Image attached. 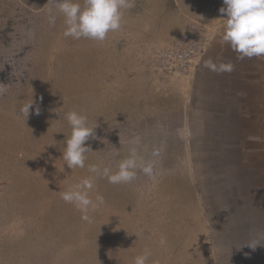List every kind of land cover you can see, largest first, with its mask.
<instances>
[{
  "label": "rangeland",
  "instance_id": "1",
  "mask_svg": "<svg viewBox=\"0 0 264 264\" xmlns=\"http://www.w3.org/2000/svg\"><path fill=\"white\" fill-rule=\"evenodd\" d=\"M195 1L135 0L97 42L64 37L59 13L50 25L49 0H0V264H135L145 247L146 264H264V117L246 122L240 99L197 94L178 71L180 47L223 36ZM73 110L97 139L70 169ZM134 140L151 177L88 171H115ZM86 178L105 201L90 221L61 198Z\"/></svg>",
  "mask_w": 264,
  "mask_h": 264
},
{
  "label": "clouds",
  "instance_id": "2",
  "mask_svg": "<svg viewBox=\"0 0 264 264\" xmlns=\"http://www.w3.org/2000/svg\"><path fill=\"white\" fill-rule=\"evenodd\" d=\"M55 5V11L48 10V23L55 25L57 13L63 16L66 26L64 37L74 40L89 39L103 42L110 32H117L122 28L124 11L135 7V0H49ZM48 2V3H49ZM219 12L226 15L223 20L224 32L223 41L230 46L231 50L237 53V59L244 60L264 57V0H223ZM204 67L216 73L232 72V63H215L208 60ZM0 89V94H3ZM34 101L25 104L21 112L29 116V109ZM40 108H35V114L40 115ZM68 124L71 127V135L66 140V147L63 152V159L68 168H84L87 154L92 152L90 139H97L95 128L89 126L88 117L77 111H69L65 114ZM128 155L120 160L113 171L110 167L101 168L98 165H89L88 171L102 178H106L111 184H128L134 181L137 173L151 177L154 171L155 161L146 158L138 148V141H131ZM151 155L158 156L159 152L153 150ZM94 188L92 178H86L80 183L73 185L61 193L63 201L73 204L81 213V219L90 221L89 213L95 211L104 204V197L96 195L95 201L90 197V191ZM259 241L248 243L253 250ZM151 249L145 247L142 254L135 257V264H146L151 256Z\"/></svg>",
  "mask_w": 264,
  "mask_h": 264
},
{
  "label": "crops",
  "instance_id": "3",
  "mask_svg": "<svg viewBox=\"0 0 264 264\" xmlns=\"http://www.w3.org/2000/svg\"><path fill=\"white\" fill-rule=\"evenodd\" d=\"M195 3L197 7L194 15L213 23V35L223 27L216 32L223 35L224 26H217L220 20L226 18V15L219 12L221 7H225L223 0H196ZM222 37H212L205 41L207 49L186 78L189 77L193 92L207 96L211 94L212 100L227 99L229 95L240 99L243 106L236 107L239 111L237 115L244 117L246 122H257L264 117V57L239 60L238 54L231 50ZM208 60L217 64L230 62L234 70L230 73L212 72L204 67Z\"/></svg>",
  "mask_w": 264,
  "mask_h": 264
},
{
  "label": "built area",
  "instance_id": "4",
  "mask_svg": "<svg viewBox=\"0 0 264 264\" xmlns=\"http://www.w3.org/2000/svg\"><path fill=\"white\" fill-rule=\"evenodd\" d=\"M186 38L188 37L186 36ZM205 41L206 40L197 42L194 40V42H188L175 52L174 59L178 61L176 62V64L178 63V71L186 74L195 67V62H198L205 52Z\"/></svg>",
  "mask_w": 264,
  "mask_h": 264
}]
</instances>
